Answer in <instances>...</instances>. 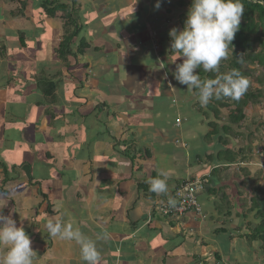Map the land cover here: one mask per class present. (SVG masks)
<instances>
[{
  "label": "crops",
  "instance_id": "obj_1",
  "mask_svg": "<svg viewBox=\"0 0 264 264\" xmlns=\"http://www.w3.org/2000/svg\"><path fill=\"white\" fill-rule=\"evenodd\" d=\"M42 1L0 0V97H4L0 99V151L4 148L11 150L13 144L23 145L24 152L35 153L41 147L44 151L34 161L21 159L10 170H0V191L8 193L10 185L11 194L20 197L7 208L0 203V210L4 213L6 208L17 226H23L36 252L34 264H84L80 246L74 240L49 236L46 223L56 217H62L65 223L72 224L74 229L95 241L101 256L99 264H246L248 260H254L252 264H263L264 242L246 239L254 225L248 226L251 220L241 211L246 202L241 198V186L236 188L235 182L236 179L247 182L250 173L220 155L228 149L237 154L240 150L245 153V146L240 144L236 148L233 139H241L243 136H236V132L245 133L248 124L255 127L253 121L248 118L243 126L229 124L225 110L220 109L222 114L216 117L207 106L201 110L195 107L198 99L193 94H189L192 95L189 102L195 103L193 108L184 109L181 93L175 92L167 62V68L162 62H156L155 76L149 87H155L159 92L148 99L143 98L144 103H135L127 95L114 104V109L107 102L99 103L98 94L92 93V101L87 99L81 104L77 100L80 90L74 88L71 92V88L65 86L64 93L76 100L80 104L78 107L68 112L71 105H58V97L56 103L42 105V101L46 102L45 97L43 94L40 97V91L31 81L37 72V64H46L47 61L39 53L38 44L34 53L28 51L33 46L27 41L28 34L33 37L38 32L44 34L45 28L47 32L56 29L53 21L40 24L37 8L33 6L39 7L41 13L39 4ZM24 3L27 18L21 13L14 16V8H22ZM153 23L145 25L147 30H142L148 33V37L155 31L151 30V26L155 27ZM21 36L25 39L24 47ZM56 37L59 43V29ZM163 59L167 61L165 57ZM52 62L59 61L53 56ZM247 66L256 70L260 77L264 76L257 62L249 61L243 69ZM84 69L83 75L69 70L71 79H65L66 84L70 85L73 80L82 83L73 78L78 74L93 79L89 72L91 65ZM140 79L150 80L148 74ZM164 86L167 90H161ZM90 87L95 91L98 85L91 84ZM139 92L135 88L131 93L138 97ZM155 99L166 111L161 120L168 121L165 126L154 116L150 115L152 119L147 117ZM146 104L149 105L146 107ZM59 111L73 114H69V120L64 123L68 130L64 137L55 128L58 127L55 115ZM31 116H35V120L29 123ZM177 120H181L180 125ZM195 121L196 131L192 128ZM85 128L84 142L76 146V131ZM9 129L11 133H8ZM44 131L58 135L46 138ZM13 138L19 139L18 142L12 141ZM229 143L232 146H228ZM25 145L29 151L24 149ZM75 147L80 148L79 151ZM147 148L149 153L144 155ZM99 153L115 160V168L96 169ZM82 154L83 159L77 158ZM231 166L237 167L236 174L230 171ZM162 172L167 177L168 190L157 195L149 191L147 180L159 177ZM191 173L209 174L208 190L199 197L205 210L204 221L193 212L183 218L155 213V203L173 201L177 189L192 176ZM14 181L18 182L16 191L13 190L15 184L11 185ZM235 193L239 196L237 201ZM239 206L243 208L238 209ZM228 215L230 219L226 221ZM213 223L219 227L210 231L209 225ZM221 229H225L224 232L232 229L225 235L234 243L230 254L219 242L217 231ZM104 233L108 234L106 239L102 238Z\"/></svg>",
  "mask_w": 264,
  "mask_h": 264
},
{
  "label": "rangeland",
  "instance_id": "obj_2",
  "mask_svg": "<svg viewBox=\"0 0 264 264\" xmlns=\"http://www.w3.org/2000/svg\"><path fill=\"white\" fill-rule=\"evenodd\" d=\"M40 1V0H37ZM44 1V0H43ZM46 1V0H45ZM63 1V0H59ZM75 0H68L69 3H73ZM78 5L81 7L80 14V21L79 24L83 25V37L87 39L90 43L91 48L87 50V54L85 57H81L79 62L73 63L75 60L72 61L73 66L71 69H66L63 65L59 63V69L61 71V77L58 79V87L56 90V95L58 97V105L60 104H67L71 105L69 107V111H73L74 108L78 107L80 104L77 103L76 100L73 98H69L65 93V86L71 88V92H73L74 88L77 89L81 94L79 102L86 103L87 99L92 101L91 95L92 93L98 94V98L100 102H107L112 108L116 109L114 105L117 103L122 97L130 96L131 100L135 103H144V99H148L147 97L151 95L157 94L159 89L155 87H149L151 84V80H153L155 76L154 66L157 63H161L164 68L166 67V62L168 63V70L172 73L175 71V66L178 63H181L182 60L179 59V53L174 52L171 49V37L169 36V31L172 28H176L178 30H183L184 26L180 21V16L184 15L187 17V13L191 6L184 8L179 5V1L181 0H160L161 6L159 9H156L155 5L157 0H76ZM188 1V0H187ZM77 5V6H78ZM35 9L37 8V17H40V9L39 7L33 6ZM138 9V11H136ZM36 11V10H35ZM34 11V13H36ZM150 11V13H148ZM155 23L154 29L151 26V30H155L149 33V37L146 38L144 36V32L142 31L143 28L147 30L145 25H150L151 23ZM153 23V24H154ZM54 26L56 27L55 30L47 32L45 28V33L38 32L33 37L28 34L27 41L30 43L33 48H29L28 51H33L36 47V44L39 46V53L42 55L45 61L52 62V54L54 45H57V37H56V30H61L58 20H54ZM147 25V26H148ZM58 26V27H57ZM159 37L162 39L163 43L159 45L158 40L155 38ZM36 38V40H34ZM36 42V43H35ZM75 46H78V42L75 41ZM160 47H159V46ZM95 47H100L101 49L96 50ZM160 51L165 53V59L163 56L160 55ZM172 51L171 55L170 52ZM162 56V57H161ZM245 57V55H243ZM232 59V58H231ZM230 59V60H231ZM171 63V65H170ZM173 64V65H172ZM43 65V63H42ZM40 64H37V67H41L47 71L50 67L45 68ZM91 65V76L93 79H88L86 76H80L79 74L76 75V80H81L82 83L79 81H71L70 85L66 84L65 79H68L69 70H76L83 75V71L85 70L84 67H90ZM48 66V65H46ZM53 66V65H52ZM40 68V69H41ZM57 69V66L55 67ZM89 69V68H88ZM159 69V68H158ZM120 70L122 72H120ZM93 72L95 74H93ZM172 82L175 86V92L181 93L180 101L184 104V109H187L189 106L193 108V105L189 102V99L194 96L197 97V93H195L194 89L191 91L187 90V86L180 85L173 77ZM148 74L150 80L142 79L141 76H145ZM48 74H44L41 78H45ZM139 76V77H138ZM128 79L127 82L125 80ZM89 80V82H88ZM150 81V82H149ZM65 82V83H64ZM88 82V83H87ZM98 85L95 91H91L90 85ZM154 84V83H153ZM82 85V86H81ZM81 86V87H80ZM254 90V97L251 102H249V106L246 109V113L250 118V121L254 120L256 128L252 126V124H248L247 131H244L245 139L243 137L233 139V142L238 148L241 145L245 146V155L246 158L243 161H236L234 165L243 167L247 170L249 174V179L246 182H239L240 179H236V185H240L242 191L243 200L246 203L245 209L241 210L242 213L247 216L251 220L252 228H255L256 224H260L261 222L264 223V217L261 215L264 212V196L260 195V208L256 207L254 202L251 201L252 197V190L253 187L258 186L264 191V78H254L251 85ZM67 88V90H68ZM137 88L140 92L138 97L132 95L133 89ZM155 88V89H154ZM161 90H167V87H161ZM174 88V87H173ZM41 89V88H39ZM94 89V88H93ZM156 90V91H155ZM40 91V90H39ZM77 91V92H78ZM155 92V93H154ZM76 93V92H75ZM43 93L40 91V97ZM65 94V95H64ZM44 95V94H43ZM74 95V93H73ZM4 98V97H3ZM3 98L0 97L2 100ZM155 103L151 104L150 114L147 116L148 118L152 119L150 115L154 116L155 120L159 123L162 122L163 126L168 124L167 122L161 121L164 117L166 111L161 109V104H157V100L155 99ZM197 101L195 107L202 109V106ZM129 102V101H128ZM45 104V101H42V105ZM149 104H146V107ZM198 109V110H199ZM67 110V108H65ZM197 110V111H198ZM186 113V112H185ZM70 115H73L69 113ZM69 114L59 111L56 113V119L58 122V127L55 128L62 134L64 137L65 134L68 132L66 130V125L64 124L66 121L69 120ZM186 115H189L186 113ZM141 116H143L141 114ZM140 116V117H141ZM8 119H11L7 116ZM225 119V118H223ZM31 120H35V116H31L29 118V123ZM52 118H50V121ZM181 121V120H180ZM179 125V122H177ZM87 124L90 125V122ZM86 124V127H87ZM197 123L192 125L194 131L197 130ZM1 130V129H0ZM74 128L72 127L69 131H73ZM254 130V131H253ZM11 129L8 130V133H11ZM253 131V132H252ZM252 133V134H251ZM86 128L85 130H78L76 131L77 135V145L81 144L80 142H84ZM246 134L251 138H248ZM58 135L53 134L47 131H44V136L46 138H51ZM247 137V138H246ZM243 138V139H242ZM15 143L18 142L19 139H11ZM46 140V139H45ZM47 141V140H46ZM239 143V144H238ZM228 146H232L230 143ZM26 151H29V148L25 145L24 146ZM212 148V146H210ZM11 150L4 148V150L0 151V170L8 171L11 169L15 163H18L21 159H24L28 162L36 160L37 157L42 156V147L37 150V152H24L23 145L20 144H13L11 146ZM77 148L79 151L80 148ZM252 149V150H251ZM213 148L211 149V151ZM234 150V149H233ZM11 151V153H9ZM147 151L144 155H147L149 152ZM252 151V153H250ZM107 152L106 150L104 151ZM210 153V152H209ZM77 158L83 159L84 156L79 155ZM207 160H204L206 162ZM115 160H112L110 157H107L104 153H99L98 158L96 159L97 163L96 169H104V168H115ZM207 164V163H205ZM208 166V164H207ZM231 166L230 171L233 173L237 170V167ZM211 166L208 167L210 170ZM105 170V169H104ZM192 174V173H191ZM236 174V173H234ZM200 175V174H198ZM196 176L195 174L191 177ZM237 176V175H236ZM258 177V178H257ZM238 178V177H235ZM2 179L0 178V181ZM149 181V180H147ZM14 185L13 190L16 191L18 182H12L11 185ZM1 190V188H0ZM7 194H4L0 191V203H3V206L6 208L8 206H13L15 201H18L20 197L14 196L11 194L10 185L7 187ZM7 195V196H6ZM234 198L236 201L238 200V195L235 193ZM21 197H27L26 195H21ZM240 198V199H241ZM241 202V201H240ZM221 205V203H220ZM219 205V206H220ZM4 207V208H5ZM225 207V206H224ZM3 215L8 216V211L6 210ZM243 208V206H239L238 209ZM205 216V215H204ZM202 220V218H200ZM230 216L228 215L225 219L228 221ZM246 220V219H245ZM206 223V222H205ZM220 225V224H219ZM245 226V225H243ZM219 226L217 224L209 225V230L213 231V229H217ZM247 227L245 226V229ZM232 229H227L226 232H218V236L220 235L219 242L224 247V251L227 254L231 253V249L234 247V243L232 241H228L229 236H225L231 231ZM251 232V229L248 233ZM247 233V235H248ZM98 242V241H97ZM262 242L258 239L257 243ZM262 248V247H261ZM233 258L231 257V260ZM262 262L264 264V258H262ZM254 260H248L246 264H252Z\"/></svg>",
  "mask_w": 264,
  "mask_h": 264
},
{
  "label": "clouds",
  "instance_id": "obj_3",
  "mask_svg": "<svg viewBox=\"0 0 264 264\" xmlns=\"http://www.w3.org/2000/svg\"><path fill=\"white\" fill-rule=\"evenodd\" d=\"M161 6L157 0L156 9ZM244 6L241 0H192L183 30L172 28L171 49L179 53L181 63L176 64L172 73L174 79L187 86V90H197V99L202 107L213 99L229 98L238 101L249 87V80L233 69L215 78L202 80L197 72H218L222 60L227 59L229 47L239 30ZM163 177V178H161ZM167 177L162 172L148 181L149 191L157 195L166 193ZM170 200L169 204L174 205ZM46 230L50 237L75 241L80 246L84 264H99L101 256L96 243L86 237L62 217L49 219ZM104 233L102 238H107ZM23 226L0 210V264H34L36 252Z\"/></svg>",
  "mask_w": 264,
  "mask_h": 264
},
{
  "label": "trees",
  "instance_id": "obj_4",
  "mask_svg": "<svg viewBox=\"0 0 264 264\" xmlns=\"http://www.w3.org/2000/svg\"><path fill=\"white\" fill-rule=\"evenodd\" d=\"M26 2V1H24ZM241 3L244 6V13L241 17V22L239 26V30L235 34V38L232 41L231 46L229 47L228 57L225 60H222L219 66L218 72H204L202 68L198 69L197 72L202 80L215 78L217 75L226 74L233 69L240 70L242 76H246L249 80V87L247 91L242 95V97L238 101L231 100L229 98L215 99L213 98L208 104L207 107L215 114V116H221L220 109H223L227 112L226 120H228L229 124L243 126L249 119L246 109L249 106V102L252 101L254 97V91L251 88L252 81L254 78H261L257 75L256 70L250 69L248 66L244 68L245 65L249 64V61L257 62V66L259 68L262 67L264 71V0H241ZM26 3L23 5L25 6ZM192 0H181L179 1V5L186 8L191 6ZM22 8H14L13 15L16 16L15 13H21L20 15L24 18H27L24 14L27 7ZM75 0L73 3H69L68 0L63 1H42L39 6L41 8L40 15V24H43L45 21H53L58 20L61 30L60 32V42L53 49V56L56 57V60L60 62L61 65L66 67V69H71L73 63L79 62L81 57H84L87 54V50L91 48L90 43L84 38L83 33V25L79 24L81 7L78 5ZM138 11V9L136 10ZM18 17V15H17ZM186 18L184 15L180 16V21L184 26ZM148 33L145 31L144 35ZM159 42V45L163 43L162 39L159 37L155 38ZM75 41L78 42V46H75ZM21 45L25 46V39L23 36L20 38ZM158 45V46H159ZM160 47V46H159ZM98 50V48H95ZM172 51L170 52V54ZM242 54V57L240 56ZM160 55L165 57V53L160 51ZM243 55L245 57L243 58ZM161 56V57H162ZM232 58V59H231ZM231 59V60H230ZM75 60L73 63L72 61ZM45 63L40 65L44 66ZM48 65V66H46ZM53 65V66H52ZM51 66V67H50ZM57 66V69L55 68ZM50 67L47 71L45 69L38 67L37 72L33 75V79L31 83L35 85L38 90H40L45 97L46 102L48 104L56 103L57 95L56 90L58 87V79L61 77V71L59 69V63L48 62L45 64V68ZM41 68V69H40ZM48 74L45 78H41L44 74ZM264 78V76L262 77ZM41 88V89H39ZM197 93V90H195ZM253 97V98H252ZM48 101V102H47ZM180 120H177L179 122ZM178 124V123H177ZM253 124H255L253 120ZM180 125V123H179ZM212 126L216 125L215 123H211ZM217 126V125H216ZM257 126L255 125V128ZM228 128V127H226ZM254 131V130H253ZM252 131V132H253ZM216 132H214L215 134ZM210 133V135H212ZM252 134V133H251ZM247 135L248 138H251L252 135ZM236 136L245 137L244 133L236 132ZM246 137V138H247ZM252 150V149H251ZM252 153V151L250 152ZM224 155V159L229 163H234L236 161H244L245 153L243 150L240 152L234 153L231 150H224L220 153V155ZM242 154L243 158H238L237 156ZM258 178V177H257ZM249 179V178H248ZM186 181H184L185 183ZM184 183L182 185H184ZM146 183H143L145 185ZM142 185V186H143ZM181 187V186H180ZM238 186L236 185V188ZM149 188V187H147ZM207 188L203 189V191L197 194V198L200 202V194L207 192ZM4 194H7L3 191ZM252 197L251 201L254 202L256 207L260 208L261 201L260 195L264 196V191L258 187H253L251 192ZM261 200H264L261 198ZM203 214L205 215V210L201 205ZM264 217V212L261 213ZM205 217V216H204ZM248 226L251 227V224L248 223ZM225 231V229L218 230L217 232ZM242 237V236H241ZM249 242H252L256 239H260L264 242V223H260L255 228L251 229V232L247 235ZM264 248V245H263Z\"/></svg>",
  "mask_w": 264,
  "mask_h": 264
},
{
  "label": "built area",
  "instance_id": "obj_5",
  "mask_svg": "<svg viewBox=\"0 0 264 264\" xmlns=\"http://www.w3.org/2000/svg\"><path fill=\"white\" fill-rule=\"evenodd\" d=\"M208 183V173L189 177L184 185L177 189L173 199L174 205L157 202L153 208L154 212L162 216H174L176 218H183L193 212L204 221L205 217L197 194L207 188Z\"/></svg>",
  "mask_w": 264,
  "mask_h": 264
}]
</instances>
